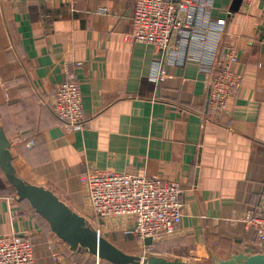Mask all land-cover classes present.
<instances>
[{"label":"crops","instance_id":"0c3cea01","mask_svg":"<svg viewBox=\"0 0 264 264\" xmlns=\"http://www.w3.org/2000/svg\"><path fill=\"white\" fill-rule=\"evenodd\" d=\"M213 1L204 40L179 43L181 65L129 41L136 0H0V127L18 176L83 217L87 170L178 182L181 229L154 249L189 264L261 254L245 218L264 198V0H243L237 12L234 0ZM229 46L243 80L218 123L203 67ZM68 70L85 114L74 131L52 109ZM12 235L32 241L38 264H111L72 252L0 169V236Z\"/></svg>","mask_w":264,"mask_h":264},{"label":"built area","instance_id":"2783aa9c","mask_svg":"<svg viewBox=\"0 0 264 264\" xmlns=\"http://www.w3.org/2000/svg\"><path fill=\"white\" fill-rule=\"evenodd\" d=\"M213 3V0H136L127 37L133 43L155 47L161 61L171 59L182 65L186 52L179 43L204 40L205 21ZM238 63L239 49L229 46L204 64V71L210 75L209 108L213 121L218 123L224 120L229 101L242 86L243 77L235 70ZM81 67L82 63L76 64V69ZM163 76L162 70L158 78ZM52 109L68 130L84 127L82 91L76 71L66 72L55 93ZM81 182L92 218L99 226L139 239L143 259L153 255L156 242L174 238L181 229L183 191L176 181L87 170L81 175ZM245 221L254 229L257 240L264 244V198L259 213L247 215ZM95 230L101 235V228ZM0 264H38L32 241L19 235L0 236Z\"/></svg>","mask_w":264,"mask_h":264},{"label":"water","instance_id":"95a60500","mask_svg":"<svg viewBox=\"0 0 264 264\" xmlns=\"http://www.w3.org/2000/svg\"><path fill=\"white\" fill-rule=\"evenodd\" d=\"M243 0H234L231 11L237 12ZM10 142L0 127V169L15 189L18 201H28L32 209L49 225L50 230L70 250L78 254H89L99 261L111 264H188L178 259L168 260L160 256L142 258L129 255L115 244L103 238L92 228L85 217L72 211L52 191L31 185L22 180L12 163ZM212 264H264V254L235 252L228 258L211 254Z\"/></svg>","mask_w":264,"mask_h":264},{"label":"rangeland","instance_id":"374dc122","mask_svg":"<svg viewBox=\"0 0 264 264\" xmlns=\"http://www.w3.org/2000/svg\"><path fill=\"white\" fill-rule=\"evenodd\" d=\"M92 214V213H91ZM90 213L87 214L86 220L89 222L90 226L92 228H101V236L111 243L115 244L118 248L123 250L129 255L134 256H140L141 253V243L139 242V239H137L134 236H127L123 234L122 231L118 230H110L109 228L99 226L98 222L95 221L94 218H92V215ZM258 249L261 251V254H264V244L258 241L257 243ZM151 256H157L155 254V249ZM87 255V254H84ZM89 256V255H88Z\"/></svg>","mask_w":264,"mask_h":264},{"label":"trees","instance_id":"16d2710c","mask_svg":"<svg viewBox=\"0 0 264 264\" xmlns=\"http://www.w3.org/2000/svg\"><path fill=\"white\" fill-rule=\"evenodd\" d=\"M12 189L14 190V192L16 193V191H15V189L12 187ZM23 204H26V205H28V206H30V204H29V202L28 201H26V200H24V201H21ZM35 211V210H34Z\"/></svg>","mask_w":264,"mask_h":264},{"label":"bare ground","instance_id":"6f19581e","mask_svg":"<svg viewBox=\"0 0 264 264\" xmlns=\"http://www.w3.org/2000/svg\"><path fill=\"white\" fill-rule=\"evenodd\" d=\"M189 264V263H188Z\"/></svg>","mask_w":264,"mask_h":264}]
</instances>
